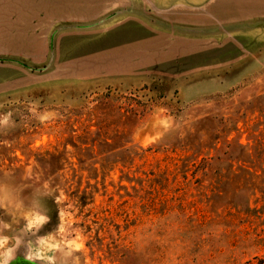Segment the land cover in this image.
Instances as JSON below:
<instances>
[{"label": "rangeland", "instance_id": "374dc122", "mask_svg": "<svg viewBox=\"0 0 264 264\" xmlns=\"http://www.w3.org/2000/svg\"><path fill=\"white\" fill-rule=\"evenodd\" d=\"M253 142L264 0H0V264H261Z\"/></svg>", "mask_w": 264, "mask_h": 264}, {"label": "trees", "instance_id": "16d2710c", "mask_svg": "<svg viewBox=\"0 0 264 264\" xmlns=\"http://www.w3.org/2000/svg\"><path fill=\"white\" fill-rule=\"evenodd\" d=\"M259 143H252V146H250L249 148H248V156H247V160L244 162V164L246 165V167L244 168L245 169V171L248 173V175H255L256 174V170H260L261 168H263V163H261V167H258V164H259V160H262V157L261 158H258V160L257 159H254L253 158V155H252V151H255L254 150V147H256V145H257V149H259V148H263L264 146L263 145H258ZM261 144V143H260ZM264 154V153H263ZM264 172V171H263ZM263 186H264V182H263ZM263 188V191H257V193H258V195H259V198H258V200H257V202H256V204H255V206H257L258 205V203L260 204V203H262L263 204V206H262V208H263V213H264V187H262ZM252 196H256V191H254V193H252ZM237 206H240V205H237ZM249 208V207H248ZM248 210H251V209H248ZM263 258H264V256H263ZM261 264H264V259L261 261Z\"/></svg>", "mask_w": 264, "mask_h": 264}]
</instances>
